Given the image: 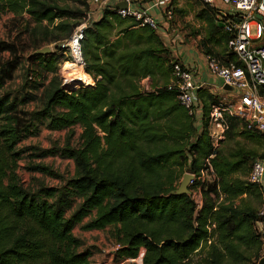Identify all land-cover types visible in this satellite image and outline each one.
I'll use <instances>...</instances> for the list:
<instances>
[{"label":"trees","instance_id":"16d2710c","mask_svg":"<svg viewBox=\"0 0 264 264\" xmlns=\"http://www.w3.org/2000/svg\"><path fill=\"white\" fill-rule=\"evenodd\" d=\"M111 6L84 29L79 42L84 75L92 85L69 89L57 75L60 56L34 52L41 47L39 38L66 52L61 42L83 21L86 10L71 11L48 0H0V19L3 14L27 15L34 23L29 29L36 38L34 51L28 58L40 68L34 83L44 87L40 107L24 111L3 92L15 60L4 63L8 71L0 66V264H90V253L78 252L82 243L72 234L79 225L84 231L111 228L121 247L118 254L141 257L142 264H257L261 241L255 224L264 223V216L231 201L253 191L259 197L261 190L228 178L242 162L229 163L206 133L208 113L220 96L197 89L203 114L199 132L196 118L177 101L176 90L168 89L173 66L180 61L156 31L121 17ZM203 6L196 14L207 24L200 45L205 55H213L206 45L227 44L228 36L218 26L214 8ZM4 53L14 58L18 48L0 41V55ZM144 79L151 81V90L139 89ZM74 127L81 128L77 146L68 134L63 147L34 148L31 154L73 161L74 176L63 181L50 167L33 165L30 171L62 184L25 187L14 173L23 153L18 144L41 128ZM240 135L264 137L231 120L227 138ZM185 172L194 176L189 194L173 195ZM210 224L215 225L212 235ZM208 239L213 241L209 246ZM206 245V256L195 263L193 256Z\"/></svg>","mask_w":264,"mask_h":264},{"label":"rangeland","instance_id":"374dc122","mask_svg":"<svg viewBox=\"0 0 264 264\" xmlns=\"http://www.w3.org/2000/svg\"><path fill=\"white\" fill-rule=\"evenodd\" d=\"M48 1L58 5L61 8H67L71 11H80L83 13L86 10L87 13L90 12L92 14H95L97 11V6L93 0ZM172 7L175 8V12L171 20V27L175 33L178 34V38H181V40L184 41L189 36L195 37V33H191L190 35V33L186 32H191L190 23L194 21L197 11L204 6L198 0H173ZM56 22L57 20L55 23ZM33 26H35L34 23L27 15L15 17L12 14H3L0 19V41L13 43L18 48V54L14 58H11L9 53L0 55V66H5L4 63L8 61L10 64L12 59L15 60H13L14 68L11 70V72H9L11 77L6 79L3 92L9 93L13 98H16L18 104H20V106L23 107V110L27 112H32L33 110L40 107L41 94L44 89V87H39L37 85V81L36 83L33 81L36 80L35 72L40 71L39 66H37L38 63L29 61L28 58L29 54L34 51L33 43L36 39L35 37L31 36L29 31V29H31ZM71 36H69V38H67L65 41L61 42V45L66 48V52H60L55 48L54 44L46 43L41 41L40 38H37V45L41 46L39 48L48 47L52 52L57 53L60 56L63 62L57 67V75L62 80L63 84L69 89L75 88L80 84H92L90 77H87L85 76L86 74H83L84 66L79 63L78 65L81 68V72L84 77H79L78 80H67L68 78L65 77L62 71L68 66L74 64V59L67 46ZM173 36L174 33H170V41L172 40L171 38H173ZM202 40H200V42H202ZM197 43L200 44L199 42ZM188 53L192 52L183 47V54L188 55ZM5 67L7 68V66ZM9 68L10 66H8L7 71ZM69 68L70 70L68 71V77H74L72 74L77 72L76 69L73 67ZM29 76H31L32 80L28 79ZM152 88L153 85L149 80L147 82L139 83V89L141 91L151 90ZM196 125L197 130L200 132L202 129V124L198 121V119L196 120ZM80 133L81 128L79 127H74L69 131H49L45 128H41L37 136L23 139L17 146V150H21L23 153H21L19 158L16 160V166L14 168L16 177L25 187L33 190L40 186H60L62 182L59 179H54L41 173L32 172L29 168L33 165L48 166L54 172L62 176L63 181H65L74 176L73 161L61 159L59 157L35 159L31 157V154L34 148L50 149L55 146L63 147L68 134H71L72 136L71 144L77 146L80 142ZM219 149L227 156L229 163L231 162L234 164L242 162L239 169L233 171V173H231L228 178L246 183V177L250 171L252 162L264 154V137L261 136V138L248 139L246 136L240 135L236 137L233 136V138L228 139L226 136L225 141L220 145ZM13 167L14 165L11 166V168ZM184 174H188V172H185ZM181 180L182 177L177 182V188L179 187ZM189 186L190 183L188 187ZM231 203L237 207L249 208L255 213L260 212L263 204L262 195L258 197L254 191L253 193H248L237 197L236 199L232 200ZM86 221L87 220H84L83 223ZM72 234L82 243L81 247L78 249V252L88 251L90 253V264H142L141 257H121L118 254L119 251H117V249L120 247V245L113 238L114 232L111 228H106L104 230L84 231L81 229V225H79L73 229ZM203 248V253L201 252L193 256L192 259L195 263L200 262L206 256L205 252L207 250V245Z\"/></svg>","mask_w":264,"mask_h":264},{"label":"built area","instance_id":"2783aa9c","mask_svg":"<svg viewBox=\"0 0 264 264\" xmlns=\"http://www.w3.org/2000/svg\"><path fill=\"white\" fill-rule=\"evenodd\" d=\"M93 1L97 6L96 13H87L70 38V41L75 40L78 45V62L82 66L79 42L83 37V31L91 22L101 17L102 10L107 5L126 2L127 10H115L121 17H132L140 23V26H148L158 35L176 34L171 27L173 18L171 0H151L152 6L160 10L158 19L151 16L147 9L135 8L134 5L138 0ZM198 1L212 8H216L217 4L220 5V13L216 15V19L228 36L227 55L224 60L209 54L204 56L208 72L221 82L220 101L211 107L205 127L210 144L216 150L225 141L233 119L239 121L243 129L254 130L264 135V0ZM171 39L170 42L173 43L174 39ZM147 81L148 79H144L141 83ZM200 87L192 82V74L188 67L181 63L174 64L168 89L176 90L179 104L189 116L195 117L202 124V103L196 94ZM224 87H228L229 90ZM212 157L213 155L210 156ZM205 163L209 165V159H206ZM211 172L213 173V170ZM201 175H203L202 171ZM246 182L258 186L261 190L263 204L259 216L262 217L264 216V154L253 161ZM214 228V224L208 226L211 235ZM255 229L261 241L259 261L264 258V223L258 221ZM211 241L212 239H208L206 244L210 245Z\"/></svg>","mask_w":264,"mask_h":264},{"label":"crops","instance_id":"0c3cea01","mask_svg":"<svg viewBox=\"0 0 264 264\" xmlns=\"http://www.w3.org/2000/svg\"><path fill=\"white\" fill-rule=\"evenodd\" d=\"M138 0L137 3H135V8H142L147 9L148 13L153 16L154 18H159L160 10L157 7H153L151 4V1L144 0ZM153 3V2H152ZM203 8V7H202ZM200 8L196 14H198L201 9ZM216 15L220 10V5L217 4L216 8H214ZM195 19L190 23L191 32L186 33H195V37H187L186 40H181V38H178V34H174L173 36V43L170 44L169 38L170 36L167 34L159 35L164 43V45L170 50L172 53V56L179 60L180 63L188 67L192 74V82L195 85L201 86L206 92L213 96H220L222 93L221 90V82L216 77L212 76L206 67V63L204 60V52L203 48L200 44V40L204 39L206 36V30H207V24L203 19H200L196 17ZM217 21V19H216ZM218 22V21H217ZM218 26L221 28V25L218 23ZM168 44H167V43ZM176 43V44H175ZM175 44V45H173ZM183 47H185L188 51L192 53H188V55L183 54ZM206 47L211 51V53L221 60H224L226 57V44L223 41H220L219 43L211 42L206 45Z\"/></svg>","mask_w":264,"mask_h":264},{"label":"water","instance_id":"95a60500","mask_svg":"<svg viewBox=\"0 0 264 264\" xmlns=\"http://www.w3.org/2000/svg\"><path fill=\"white\" fill-rule=\"evenodd\" d=\"M111 8L114 10H127L128 4L126 2H119L117 4L112 5ZM257 18L260 19L259 16H257ZM50 52H51V50L48 47H44V48H40V49L36 50L34 52V54L45 55V54H49ZM224 88L226 90H229L228 87H224ZM192 180H193V175H191L189 173L184 174L182 176V180L180 182L179 187L174 192H172V194L177 195V196L189 194L188 185H189V183H191ZM257 264H264V258L260 259Z\"/></svg>","mask_w":264,"mask_h":264},{"label":"bare ground","instance_id":"6f19581e","mask_svg":"<svg viewBox=\"0 0 264 264\" xmlns=\"http://www.w3.org/2000/svg\"><path fill=\"white\" fill-rule=\"evenodd\" d=\"M68 48H69V50L71 52V55H72V57L74 59V64L71 65V66H68L66 69H64L62 71H63L65 77L68 78L67 80H78L79 77H84V75H83L84 73L82 74L81 68L78 65V63H79L78 62V59H79V56H78V45L75 42V40L70 41V43L68 44ZM69 67H73V68L76 69L77 72L72 74V75H74V77H68V71L70 70Z\"/></svg>","mask_w":264,"mask_h":264}]
</instances>
